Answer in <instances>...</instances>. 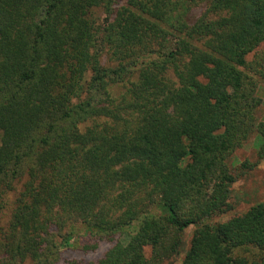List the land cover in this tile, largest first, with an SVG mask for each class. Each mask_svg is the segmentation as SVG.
Returning <instances> with one entry per match:
<instances>
[{"label":"trees","instance_id":"trees-1","mask_svg":"<svg viewBox=\"0 0 264 264\" xmlns=\"http://www.w3.org/2000/svg\"><path fill=\"white\" fill-rule=\"evenodd\" d=\"M262 81L264 0H0V264L81 232L114 242L88 264H164L192 225L181 264H264V202L212 222L264 159Z\"/></svg>","mask_w":264,"mask_h":264},{"label":"rangeland","instance_id":"rangeland-1","mask_svg":"<svg viewBox=\"0 0 264 264\" xmlns=\"http://www.w3.org/2000/svg\"><path fill=\"white\" fill-rule=\"evenodd\" d=\"M122 2V1H121ZM201 7L196 8L192 12L193 19L199 16L201 13ZM96 23L99 27L102 25L105 12L99 9L94 12ZM253 58V53L248 55V59ZM103 63H111V59L108 53L102 54ZM88 77V75H87ZM124 87L122 84H112L110 91L112 93L119 94L123 91ZM259 95L263 98V104L258 110V117L264 120V81L261 82L259 89ZM263 142L262 136L255 132L250 140L243 146L238 148L229 160V164L232 169L237 168L241 163L250 161L251 163L256 162L258 158V151ZM20 187L15 191L9 192L4 197V208L0 212V234L3 228L6 227L7 221L12 213L15 205V200L18 195ZM232 202L234 208L225 214L215 217L212 222L226 220L236 214H242L246 212L251 206L264 202V159H262L253 169L249 170L246 175L241 177L233 186ZM194 225L186 229L184 233V245L181 252L175 255L164 264H181L186 252L188 251L191 239L194 232ZM123 240L128 239V234H124ZM93 243H98L96 248H92ZM109 239H98V237H90L81 232L73 242L72 246L64 248L62 251L61 260L57 264H88L89 262L98 259L102 256L112 245ZM151 249L147 248V254L150 255Z\"/></svg>","mask_w":264,"mask_h":264}]
</instances>
